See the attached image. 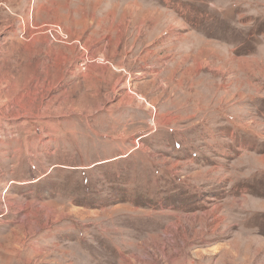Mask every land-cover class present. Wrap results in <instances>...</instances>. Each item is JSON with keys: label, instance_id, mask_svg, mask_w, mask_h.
Segmentation results:
<instances>
[{"label": "rangeland", "instance_id": "rangeland-1", "mask_svg": "<svg viewBox=\"0 0 264 264\" xmlns=\"http://www.w3.org/2000/svg\"><path fill=\"white\" fill-rule=\"evenodd\" d=\"M0 264H264V0H0Z\"/></svg>", "mask_w": 264, "mask_h": 264}, {"label": "bare ground", "instance_id": "bare-ground-1", "mask_svg": "<svg viewBox=\"0 0 264 264\" xmlns=\"http://www.w3.org/2000/svg\"><path fill=\"white\" fill-rule=\"evenodd\" d=\"M80 72H82V71H80Z\"/></svg>", "mask_w": 264, "mask_h": 264}]
</instances>
